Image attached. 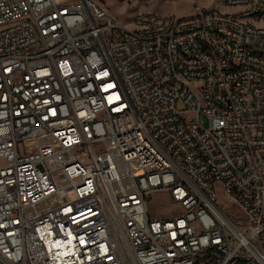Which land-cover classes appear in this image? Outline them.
Instances as JSON below:
<instances>
[{
  "label": "built area",
  "instance_id": "1",
  "mask_svg": "<svg viewBox=\"0 0 264 264\" xmlns=\"http://www.w3.org/2000/svg\"><path fill=\"white\" fill-rule=\"evenodd\" d=\"M133 21L0 0V264H264V0Z\"/></svg>",
  "mask_w": 264,
  "mask_h": 264
},
{
  "label": "rangeland",
  "instance_id": "2",
  "mask_svg": "<svg viewBox=\"0 0 264 264\" xmlns=\"http://www.w3.org/2000/svg\"><path fill=\"white\" fill-rule=\"evenodd\" d=\"M211 1L212 0H175L170 2L153 1L149 3H139L138 1L129 2L126 0H99V2L115 12L120 21L128 27L134 26L133 18L140 12H154L164 16L183 17L194 13L196 3H199L202 7L208 8L211 5ZM218 7L221 10H228L221 5H218ZM202 120L205 125H208V120L205 116H203ZM218 193V203L229 212H234L235 206L223 196L219 186ZM148 209L149 212L162 216H171L181 211L179 206L171 201L167 192L153 193L148 202Z\"/></svg>",
  "mask_w": 264,
  "mask_h": 264
},
{
  "label": "crops",
  "instance_id": "3",
  "mask_svg": "<svg viewBox=\"0 0 264 264\" xmlns=\"http://www.w3.org/2000/svg\"><path fill=\"white\" fill-rule=\"evenodd\" d=\"M180 208V207H179ZM151 213V212H150ZM153 216H162V215H158V214H153V213H151Z\"/></svg>",
  "mask_w": 264,
  "mask_h": 264
}]
</instances>
